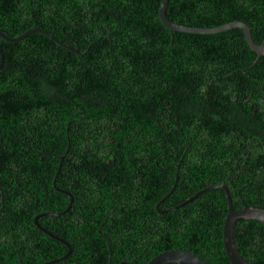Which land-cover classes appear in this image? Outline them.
Here are the masks:
<instances>
[{"label": "trees", "instance_id": "1", "mask_svg": "<svg viewBox=\"0 0 264 264\" xmlns=\"http://www.w3.org/2000/svg\"><path fill=\"white\" fill-rule=\"evenodd\" d=\"M160 0H0V264H147L168 250L230 264L224 193L264 210V56L243 32L190 35L159 21ZM167 19L239 21L264 43V0H168ZM77 50L74 53L72 50ZM256 60V61H255ZM61 163V166L59 167ZM55 179V185L53 181ZM69 197V196H68ZM70 199V198H69ZM235 242L264 264V226ZM171 264V263H170Z\"/></svg>", "mask_w": 264, "mask_h": 264}, {"label": "water", "instance_id": "2", "mask_svg": "<svg viewBox=\"0 0 264 264\" xmlns=\"http://www.w3.org/2000/svg\"><path fill=\"white\" fill-rule=\"evenodd\" d=\"M167 5H168V0H160L159 9H158V18H159V21L162 24V26L165 27L170 32L190 34V35H214V34H218V33L229 31V30H239V31L243 32V36H244V39L246 41L247 48L251 52H254L256 54V60L259 57L264 56V43L257 45L253 42L250 29L246 24L239 22V21H235V22H231V23L221 25L218 27H213V28H197V27H187V26L177 25V24L170 22L167 19V17H166ZM37 34L45 36L48 39H50V40H52V41H54L60 45L65 46L59 40L54 38L51 34H48V33L41 31V30L32 29V30L27 31L18 37H9L8 35H6V33H4L3 31L0 30V38L5 40V41L12 42V43H18V42L24 40L25 38H27L31 35H37ZM72 51L74 53L78 54L77 50L74 49ZM3 63H4V52H3L2 46L0 45V69L3 65ZM60 166H61V163H60L59 167ZM54 185H55V179L53 181V186ZM174 186L169 191V193L167 195H165L161 200H159V202L156 204V207H155L156 212L158 214H163V213H167V212L176 210L178 208H181V207L191 203L194 199L198 198L200 195H202L205 192H208L212 189L221 190L224 193L225 200H226V206H227V214L225 216L223 227H222V245H223L225 255H226L228 261L230 262V264H251L242 256V254L240 253V251L236 245L235 227H236L237 223L239 221H242V220L258 221L259 223H261L264 226V210L257 209V208H251V207H244L242 209L235 210L233 208L232 200H231L230 194H229L226 186H224L222 184H216V185L207 187L205 189H202L201 191L197 192L192 197L188 198L187 200L179 203L178 205H176L174 207H171V208L166 209L164 211H159L158 206L172 194V192L174 190ZM54 187L59 192L65 194V196L68 198L69 206L67 207V209H65L63 212H60V213H49V214L36 215L33 219V224H34L35 228L38 229L40 232H42L43 234L47 235L51 239H53V240L59 242L61 245H63L64 248L66 249V252L64 253L63 256L53 258V259H49V260H47L43 263H40V264L58 263L59 261L66 259L71 252V247L67 243H65L62 240L57 239L56 237H54L51 234L47 233L46 231L42 230L37 224V221L40 217L59 216V215L66 213L70 209V206L72 204L71 195L69 193L62 192L56 186H54ZM170 263L171 264H206L205 262L200 260L195 255H193L189 252L183 251V250H168V251L161 252V253L155 255L152 259H150L147 264H170ZM119 264H129V263L121 262Z\"/></svg>", "mask_w": 264, "mask_h": 264}]
</instances>
